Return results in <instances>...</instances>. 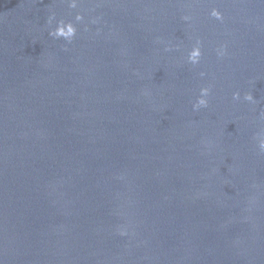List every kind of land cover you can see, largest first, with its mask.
I'll return each mask as SVG.
<instances>
[{"label": "water", "instance_id": "1", "mask_svg": "<svg viewBox=\"0 0 264 264\" xmlns=\"http://www.w3.org/2000/svg\"><path fill=\"white\" fill-rule=\"evenodd\" d=\"M262 142L264 0H0V264H264Z\"/></svg>", "mask_w": 264, "mask_h": 264}, {"label": "clouds", "instance_id": "2", "mask_svg": "<svg viewBox=\"0 0 264 264\" xmlns=\"http://www.w3.org/2000/svg\"><path fill=\"white\" fill-rule=\"evenodd\" d=\"M57 34H61V35L65 34V33L63 32V28H60V29L58 30V33H57ZM201 103H203V101H201ZM261 147L264 148V142L261 143Z\"/></svg>", "mask_w": 264, "mask_h": 264}]
</instances>
